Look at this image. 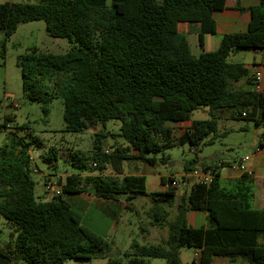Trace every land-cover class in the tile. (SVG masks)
<instances>
[{"label":"trees","instance_id":"1","mask_svg":"<svg viewBox=\"0 0 264 264\" xmlns=\"http://www.w3.org/2000/svg\"><path fill=\"white\" fill-rule=\"evenodd\" d=\"M225 4L226 0L0 3V32L6 40L19 25L43 21L49 36L71 43L65 54L32 49L18 58L25 97L43 104L45 114L46 105L60 98L65 133L118 121V136L124 141L104 154L105 136L94 133L90 152L69 153L68 163L78 173L65 177L61 193L39 197L29 152L32 142L39 141L18 135L20 129L9 125L11 114L0 116V132L7 133L0 146V217L13 229L11 240L0 244V264H64L108 257V245L81 225L66 200L81 193L105 201L124 196L128 204L148 198L151 225L166 226L168 237L157 245L132 243L128 264H145L147 258L181 264L182 248L196 250L199 264H211L215 257L264 264V210L250 209L245 194L224 191L218 167L202 166L215 171L212 183L193 184L181 197L173 220L165 207L174 203L176 189L148 193L144 175L122 176L124 161L154 167L157 160L149 154L184 144L196 152L202 144H214L218 114L225 110H231L233 120L264 125V93L254 90L242 63L227 62L230 54L242 49L264 50V0L247 9L246 31L224 34L216 51L194 56L179 31L181 24H198L202 47L204 35L215 34L214 12ZM199 109H207L210 119L191 121L182 135L176 134L171 125L190 121ZM45 160L57 169L53 148ZM161 161L168 162L164 157ZM198 166L194 158L182 169L186 175ZM107 167L111 175L104 174ZM160 181L164 184L165 177ZM184 181L182 176L179 182ZM191 211L205 213L207 226L188 227L186 214Z\"/></svg>","mask_w":264,"mask_h":264},{"label":"rangeland","instance_id":"2","mask_svg":"<svg viewBox=\"0 0 264 264\" xmlns=\"http://www.w3.org/2000/svg\"><path fill=\"white\" fill-rule=\"evenodd\" d=\"M234 1V0H232ZM251 4L258 3L259 0H251ZM0 3H22L36 4L37 0H0ZM110 3V0H108ZM246 12L245 8H241ZM248 12V11H247ZM71 47V43L65 38H53L48 35L43 21H35L21 24L16 31L6 40L0 32V51H3L0 57V116L11 114L13 121L9 124L11 128L20 129L18 135L31 141L33 138L39 141H33L30 147V156L32 168L37 173L33 175L36 182L35 191L39 196L52 197V191L47 194L41 189L44 187L46 178L49 176L58 177L59 183H64L67 175L77 174L78 170L70 166L69 153L82 152L87 154L94 147V133H101L105 136L102 141V149L111 153L114 147L124 143L118 136L120 123L118 121H108L101 123L94 129H89L80 133H65L63 122V105L60 98H54L46 105L48 113L44 112V105L38 102L29 101L22 89V77L20 68L17 65L19 57L29 53L32 49H37L41 53L54 55L65 54ZM198 47L191 44V50L194 52ZM259 54L252 50L242 49L227 57L229 63H242L250 68L255 60H258ZM17 106V108H13ZM231 110H225L218 114L217 128L218 137L212 145H201L198 151L194 152L188 144L178 145L172 149L164 151L162 154L152 155L157 163L154 167L144 166L138 160L124 161V174H142L147 179V189L149 192L158 187L160 176L178 177L183 173L182 164L197 158L199 163L210 164L218 160L227 162H238L240 158L249 156L252 153L254 145H257L261 135L264 134V125L256 126L253 121L244 119L233 120L230 118ZM210 116L207 109L193 111L190 121L209 120ZM13 130V129H11ZM175 133L182 132V126L175 125ZM226 132L224 135L221 133ZM7 133L0 132V146L6 141ZM54 149L57 153V169L53 170L49 166L45 157L49 149ZM168 160L164 164L161 159ZM169 163L174 164L168 166ZM181 165V166H179ZM225 172V169L221 170ZM176 176V177H174ZM49 178V177H48ZM121 178V176H120ZM180 181V178H176ZM192 182L184 184L182 192L189 193ZM43 193V194H42ZM119 200H125L124 196H119ZM66 200L71 205L72 212L80 219L81 225L100 237L109 247V255L106 258H95L86 261L68 260L64 264H107L108 262H117L119 264H128L130 258L126 254L131 253L132 243L140 245L161 244L168 235L167 227L162 230L161 238L144 239L142 230L146 227L148 219L142 209H138L143 201L149 204V201L143 197L134 199L129 204L133 207L132 211H119L111 213L105 209L103 201L95 199L82 200L78 195H70ZM138 209V210H137ZM175 211L172 210L170 219L173 220ZM191 225V224H190ZM13 229L5 219L0 217V244L11 240ZM193 248H182L180 250L181 264H194ZM145 264H165L161 259H143ZM238 263L248 264L243 259H238ZM20 264V263H18Z\"/></svg>","mask_w":264,"mask_h":264},{"label":"crops","instance_id":"3","mask_svg":"<svg viewBox=\"0 0 264 264\" xmlns=\"http://www.w3.org/2000/svg\"><path fill=\"white\" fill-rule=\"evenodd\" d=\"M251 0H226L225 8L221 11L214 12L213 19L215 21V34L211 35H204L203 38V46L200 47L198 44V35L200 33V26L198 24H181L179 26V31L183 33L185 38L188 41L190 51L194 56H199L203 52H213L216 51L220 45L222 36L226 33H241L245 32L247 29V25L250 19L249 12L241 11V8H245L247 10L250 7L258 5V3L251 4ZM191 44H194V46L198 47L197 50L192 52L191 50ZM257 54L258 60L254 61V64L251 66L244 65V67L249 71V77L252 78L254 73L259 72L261 74V80H260V93H264V50L259 51ZM181 125L182 126V132H180L178 135H182L184 133V130L188 128L191 124V121L183 122V123H177L172 124L171 126L174 128L175 125ZM226 132L221 133V135H224ZM247 158L248 161L246 162V166L248 170L250 171L251 175L241 173L239 170H237L238 165L241 164V161ZM199 166H208V167H218V173H219V182L221 185V188L226 192L231 193H238V194H245L244 201L248 204L249 208L252 210H264V138L260 139L257 142V145L253 147L252 153L249 156H244L243 158H240L239 161L236 162H227L223 160H218L215 163L210 164H202L199 163ZM225 169V172H222L221 170ZM105 175H111L112 172L110 171V168L107 167L105 169ZM126 175H144V172L142 174H122V176ZM187 175V174H186ZM145 176V175H144ZM182 176H185L184 172L179 174L176 178H181ZM165 176L159 177V183L158 187L154 189V191L149 192L147 189V179H146V190L148 193H155V192H164V187L161 183V178ZM167 177V176H166ZM174 178V179H176ZM192 182L189 178H185L184 182H180V186L175 191V199L174 203L170 208L165 207V210L169 212V214L172 213V210H174L176 214V208L177 205L180 203L181 197L184 195H187L185 192H182V187L184 184ZM193 184V182H192ZM43 193L47 192L45 188L41 187ZM42 193V194H43ZM47 194V193H46ZM80 196L82 200H90L95 199L98 201H103V205L105 206V209L111 213H115L116 210L119 211H132L133 207L128 204V202L125 200H119L118 198L115 200H109L105 201L102 199H98L94 197L92 194L88 193H81L76 194ZM39 196V195H38ZM42 197V196H39ZM46 198V196H44ZM148 200V198L143 197ZM137 199V198H136ZM149 201V200H148ZM151 207V203L149 204L146 201H143L138 209H142V212L146 215L148 222L146 227L141 231L144 239L148 238H161L162 237V230L164 225H151V221L148 218V211ZM137 209V210H138ZM175 216V215H174ZM169 220L170 216H169ZM186 223L188 227L197 229L201 227L207 226L206 221V214L202 212H188L186 214ZM191 224V225H190ZM168 237V235H167ZM167 237L164 240L167 239ZM162 241V242H163ZM196 254H199L196 250L194 253V256ZM238 259L236 258L234 260H229L222 257H215L212 260L211 264H233L238 263ZM194 262V260H193ZM20 263V262H19ZM11 264H18V263H11ZM21 264V263H20Z\"/></svg>","mask_w":264,"mask_h":264},{"label":"built area","instance_id":"4","mask_svg":"<svg viewBox=\"0 0 264 264\" xmlns=\"http://www.w3.org/2000/svg\"><path fill=\"white\" fill-rule=\"evenodd\" d=\"M259 51H254V53H258ZM253 84H254V90L256 92L260 91V80H261V74L259 72L254 73L253 77ZM13 108H17V106H13ZM104 154H108L109 151L108 150H104L103 152ZM248 161L247 158H244L241 161V164L238 165L237 170H239L241 173L244 174H250V171L248 170L247 166H246V162ZM95 166V164H94ZM33 172L36 174L37 171L36 169H33ZM215 176V171L213 169H205L202 168L200 166L196 167L191 173L183 176V177H187L190 180H192L193 184H201V185H205V186H209ZM49 177V178H48ZM46 178L44 187L46 189V191H52L53 195H59L61 193V186L63 183H59V176L58 177H53V176H49ZM164 187V190H169V189H178L180 186V182L177 179H174L172 177H165V181L164 184H162ZM199 259L200 256L199 254H196L194 256V262L195 264H199Z\"/></svg>","mask_w":264,"mask_h":264},{"label":"water","instance_id":"5","mask_svg":"<svg viewBox=\"0 0 264 264\" xmlns=\"http://www.w3.org/2000/svg\"><path fill=\"white\" fill-rule=\"evenodd\" d=\"M174 164H172V163H169V165L168 166H173ZM179 166H181V165H179Z\"/></svg>","mask_w":264,"mask_h":264}]
</instances>
